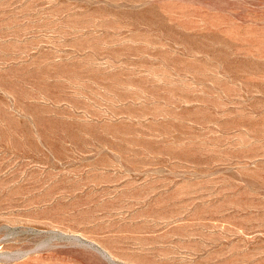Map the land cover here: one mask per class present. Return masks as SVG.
<instances>
[{
    "label": "rangeland",
    "instance_id": "rangeland-1",
    "mask_svg": "<svg viewBox=\"0 0 264 264\" xmlns=\"http://www.w3.org/2000/svg\"><path fill=\"white\" fill-rule=\"evenodd\" d=\"M0 264H264V0H0Z\"/></svg>",
    "mask_w": 264,
    "mask_h": 264
}]
</instances>
